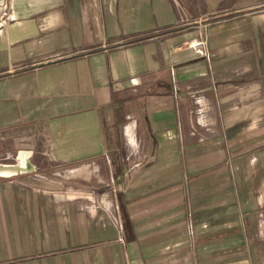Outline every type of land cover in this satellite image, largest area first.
<instances>
[{
  "label": "crops",
  "instance_id": "1",
  "mask_svg": "<svg viewBox=\"0 0 264 264\" xmlns=\"http://www.w3.org/2000/svg\"><path fill=\"white\" fill-rule=\"evenodd\" d=\"M208 1L0 0V149L77 178H0V264H264V0Z\"/></svg>",
  "mask_w": 264,
  "mask_h": 264
},
{
  "label": "rangeland",
  "instance_id": "2",
  "mask_svg": "<svg viewBox=\"0 0 264 264\" xmlns=\"http://www.w3.org/2000/svg\"><path fill=\"white\" fill-rule=\"evenodd\" d=\"M214 1V0H212ZM253 0H250V8L251 6H253ZM211 6V2L210 0L208 1V7ZM196 100V99H195ZM205 105H199V103L195 102L196 108L195 112L196 114V123L197 125H200L199 122H203L204 121V117H203V108H205V111L207 110V104L204 103ZM203 106V108H202ZM197 109V110H196ZM202 109V111H201ZM125 112V110H123ZM124 112H123V118L119 117L118 122L116 123L114 121L110 122L108 124H104L105 129H106V141L113 144L115 142L122 143V144H129V142H134L135 140H133L132 138L130 139V135H124V128L123 126L125 125V122L128 121V118L126 116H124ZM196 126V124H194ZM201 126V125H200ZM5 140L4 143H2L1 145V149H0V162H14L16 160L15 155H16V150L18 149V145L16 144H12L9 142H6V138H4ZM51 139L49 138V136H44L43 139L41 137V143H36L35 142H31L30 146H32L35 149V156L32 157V161L34 160L35 163L38 165L37 167V171L35 173H33L31 176L33 175H42L45 177H49V179H53V177H61L63 176L64 178H66L68 181H72L75 182L76 181V177H74L71 172H69V168H67V170L61 169V170H54V165L52 164L53 161V155L49 158V150H50V146L52 145L51 143ZM8 143V144H7ZM53 152V150H52ZM134 155V154H133ZM132 158V155L129 156V158ZM129 160V159H128ZM50 171V172H48ZM32 180V179H31ZM101 183H98V185H100ZM54 187V185H51Z\"/></svg>",
  "mask_w": 264,
  "mask_h": 264
},
{
  "label": "water",
  "instance_id": "3",
  "mask_svg": "<svg viewBox=\"0 0 264 264\" xmlns=\"http://www.w3.org/2000/svg\"><path fill=\"white\" fill-rule=\"evenodd\" d=\"M32 154L30 149H20L15 156L16 162H0V178L34 172L36 167L31 161Z\"/></svg>",
  "mask_w": 264,
  "mask_h": 264
},
{
  "label": "built area",
  "instance_id": "4",
  "mask_svg": "<svg viewBox=\"0 0 264 264\" xmlns=\"http://www.w3.org/2000/svg\"><path fill=\"white\" fill-rule=\"evenodd\" d=\"M7 8H8V6H7V4H3L2 5V15L3 16H6V14H7ZM200 42L198 43V44H201V46H204L205 45V41L203 40V39H201V40H199ZM201 51V50H200Z\"/></svg>",
  "mask_w": 264,
  "mask_h": 264
}]
</instances>
